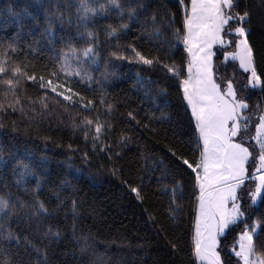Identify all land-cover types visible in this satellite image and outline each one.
Wrapping results in <instances>:
<instances>
[{"label":"trees","instance_id":"obj_1","mask_svg":"<svg viewBox=\"0 0 264 264\" xmlns=\"http://www.w3.org/2000/svg\"><path fill=\"white\" fill-rule=\"evenodd\" d=\"M87 3L94 8L105 4L109 9L91 17L87 23L95 40L81 39L77 35V31L85 30L78 23L83 14L77 11L79 0H0V48L7 50V55L18 63L26 59L35 67L37 76L53 69L52 58L61 50L67 51L69 42L78 51L90 43L96 47L99 66L90 69L93 81L76 85L74 90L86 100L98 102L103 96L113 104L110 114H104V105L96 103L95 108L101 113L100 121H110L113 127L111 133L102 137V143L110 144L113 153H120L109 162L106 154L93 152L94 127L84 128L81 120L87 117L95 121L94 111L70 107L62 98L57 103L50 90L40 89L38 83L26 82L21 97L24 111L9 109L0 113V196L14 205L0 228V249L15 252V242L10 244L5 238L11 231L21 237L22 247L27 240L46 252L48 264H198L193 254L199 194L195 174L185 167L180 175L172 173L168 178H161V169L170 159L167 148L178 149V154L184 155L190 163L199 157L191 109L183 100L179 86V79L187 75L188 56L182 43L172 49L162 38L150 40L145 34L150 31V18L155 14L157 26L165 36L173 38L171 29H181L183 36V19L191 0H117L123 12L109 5L108 0H87ZM141 3L149 5L146 12L139 7ZM24 9L38 17L39 25L24 14ZM129 9L137 10L139 20H129ZM233 11L249 13L250 22H243V26L257 74L264 80V0H238V7ZM14 13L19 14V19ZM46 13L53 17L54 48L48 44L50 37L44 34ZM58 16L71 20V24L61 25L56 19ZM122 24L129 27L120 32L117 41L108 33L110 28L120 31ZM237 25L232 22V29ZM224 39L235 41L236 36L225 34ZM117 43L121 46L118 56L122 58L111 55ZM9 45L17 51L8 50ZM127 45L148 58L160 56L164 63L180 65L183 61L184 74L170 78L158 66L137 63ZM234 46L233 42L214 48L213 72L217 83L226 85L232 81L238 99L249 106L243 112L252 118L246 139L254 133L258 117L264 113V84L251 88L247 74L237 62L223 59L224 53ZM105 72L115 75L105 78ZM140 80L146 88L140 87ZM45 91L49 95L47 110L39 103ZM2 92L0 88V99ZM25 98L36 101L35 105ZM129 111H138L139 125L127 117ZM85 133H89L87 138ZM121 136L130 138L126 146L118 143ZM246 144L256 154L254 144ZM143 158H148L149 164L163 159L164 164L145 169ZM22 165H28L31 174L26 173ZM114 168L119 169L116 174H113ZM37 179L41 181L39 189ZM64 180L71 181V187L62 186ZM177 181L180 187L175 203L181 210L171 219L172 188ZM164 186L167 192L162 191ZM252 187V180H248L239 191L244 216L219 239L218 252L223 264H238L231 252L238 233L258 218H264V193L258 203L252 205L249 197ZM131 188H139L142 199L138 200ZM37 199L44 203L49 215L31 216ZM49 228L60 233L59 239L45 236ZM261 235L264 237V233ZM253 239L255 256L264 257V240L257 241L255 236ZM2 259L4 256H0ZM32 259H36L35 254ZM24 264H28L27 256Z\"/></svg>","mask_w":264,"mask_h":264},{"label":"snow or ice","instance_id":"obj_2","mask_svg":"<svg viewBox=\"0 0 264 264\" xmlns=\"http://www.w3.org/2000/svg\"><path fill=\"white\" fill-rule=\"evenodd\" d=\"M108 4L115 6L120 12L124 11L117 0H108ZM79 5L77 11H82L83 14L79 16L78 23L82 24L85 30L83 32L77 31V35L81 39L92 38L95 40L94 33L87 29V23L91 17L105 13L109 9L105 4H100L98 8L91 7L87 0H79ZM139 7L146 12L149 5L141 3ZM237 7L238 0H191L190 13L187 9L185 10L182 24L183 36H181V29H171L173 38L165 36L161 28L157 26L155 14L150 18V31L145 33L150 40L162 38L163 43L172 49L182 43L188 56L187 75L185 78L179 79V86L183 92V100L191 109V120L194 121V142L199 157L190 163L184 155L178 154V149L167 148L166 152L170 159L168 165L161 169V178H168L172 173L180 175L185 167L195 174L199 194L196 197L198 209L195 218L193 254L200 264H223L220 252L217 251L220 244L218 238L225 235L226 230L244 216L242 205L238 202L240 200L238 192L245 185V182L248 180L255 182V189L249 193L252 204H255L257 198L264 193V115L258 117L259 122L255 124V135H250L245 141V134L249 133L252 127V118L243 115L244 110H247L249 106L244 100L238 99L232 81L229 80L226 85H222L216 82L213 75L212 58L215 55L212 51L213 45H225L234 42L237 51L234 53L225 52V61L229 57L232 60L238 59L241 68L250 73L248 83L252 87L264 84V80L257 74L253 51L247 40V30L243 26V22H250L249 13L245 11L240 14L233 11ZM128 12L129 20H139L136 9H129ZM24 14L31 16L35 24L39 25L37 16L28 12L27 9H24ZM14 15L19 19V14L14 13ZM45 18L47 27L44 29V34L50 37L48 44L53 45L54 48L53 17L46 13ZM56 19L60 21L61 25L64 23L71 24V20L65 21L63 16H58ZM148 22L147 20L144 21L145 25ZM232 22H236L239 26L232 29ZM128 27V24H122L120 31L110 28L108 34L119 41L120 32ZM232 32L239 39L226 42L224 35L232 34ZM120 47L117 43L116 51L111 53L113 57L122 58L118 56ZM127 48L134 53V59L141 65L158 66L170 78H180L184 74L183 61L180 65L175 64V62L168 64L164 63L160 56L148 58L132 45H127ZM8 50L17 51L12 45L8 46ZM52 60L53 69L48 70L46 75L37 76L35 67L30 66L26 59L24 62L18 63L7 55V50L0 48V88L3 89L2 99H0V113L9 109L13 112L18 109L23 112L24 103L21 97L25 91L26 82L38 83L40 89L50 90L51 93L55 94L54 100L57 103L61 102L62 98V101L68 102L70 107L79 106L82 110L95 112V121L84 117L81 124L88 129L94 127V132L91 133L93 152L98 150L108 156L109 162H113V156L119 157L120 153H113L110 144L102 143V137L111 133L113 127L110 121H100L101 113L95 108V104L99 103L106 106L104 114H110L114 110L113 104L109 103L103 96L98 102L86 100L79 91L74 90L76 85L93 81L90 69L99 66L96 47L90 43L88 47L78 51L69 42L68 50H61L58 56L53 57ZM103 75L107 78L109 75H115V73L105 72ZM138 83L141 88H146L142 80ZM145 95H149L147 90ZM25 99L31 105L36 103L30 98ZM48 99V92L45 91L39 100L45 110L49 107ZM126 115L130 120L136 121L137 125L140 124V121L137 120L138 111H129ZM147 127L146 124L145 128ZM88 135L89 133H85L86 138ZM129 139L127 136H121L118 143L121 147L126 146ZM251 141H255L252 147L254 150L258 147V154H254V151H250L249 147L245 146L246 143L251 144ZM84 159H88L87 153L84 154ZM143 159L145 169L148 167L155 168L157 164H164L163 159L152 164L148 163V158ZM22 166L26 173L31 174L28 165ZM118 171L119 169L114 168L113 174ZM36 183L37 189H39L41 181L37 179ZM61 184L71 187L69 180H64ZM179 187L180 183L177 181L172 188L169 208L171 219H175L176 213L181 210L180 206L175 203L176 192ZM130 191L135 193L138 200L142 199L139 188H131ZM162 191L167 192V186H164ZM180 195H183L182 191ZM57 199H60L59 195ZM72 203L73 211H75L76 202L73 200ZM13 207L14 205L8 199L0 196V228H2L3 222L8 218ZM47 215H49L48 209L42 201L37 199L34 202L31 216L38 218ZM246 229L250 230L243 231L238 237L239 250L237 251L236 247L233 246L231 251L239 258L241 264H264V257L255 256L256 243L253 239L255 236L257 241L264 240L261 235L264 233V218H258L246 225ZM45 236L59 239L60 233L58 231L53 232L49 228ZM5 238L10 244L15 242L16 250L12 252L11 250L0 249V256H4V259L0 260V264H24L25 256L28 257V264H48L46 252L31 242L25 240L22 247L21 237L14 235L11 231L7 233ZM33 254L36 257L35 260L32 259ZM253 256L255 259L252 258Z\"/></svg>","mask_w":264,"mask_h":264},{"label":"rangeland","instance_id":"obj_3","mask_svg":"<svg viewBox=\"0 0 264 264\" xmlns=\"http://www.w3.org/2000/svg\"><path fill=\"white\" fill-rule=\"evenodd\" d=\"M189 9H190V11H191V5H190V7H189ZM188 13H190L189 12V10H188ZM237 26H239V25H237ZM237 26H235V27H237ZM234 27V28H235ZM233 28V29H234ZM234 35H235V33L234 32H232ZM239 39V37H237L236 36V40H238ZM226 41V40H225ZM227 42V41H226ZM216 47V46H222V45H219V44H216V45H213V47ZM237 51V49H236V46H234V49L233 50H231V51H227V53H234V52H236ZM224 56H225V53H224ZM223 59L225 60V58L223 57ZM229 60H232L230 57H229ZM234 61H236L237 62V64H238V66H239V68L241 69V70H243V68H241V66H240V62H239V60L237 59V60H234ZM244 71V70H243ZM245 72V71H244ZM246 74H247V81H248V78H249V76H250V73L249 72H245ZM213 75H214V72H213ZM248 85H249V83H248ZM251 88H258L259 86H257V87H252L251 85H249ZM261 115H264V113L263 114H261ZM258 122H259V120H258ZM257 122V123H258ZM252 135H255V131H254V133L252 134ZM248 140V137H246V139H245V141H247ZM251 143H253V144H255V141H251ZM245 146H247V144H245ZM258 147L256 148V154H258ZM250 171H252V169H250ZM253 182V187H252V190L251 191H253L254 189H255V182L254 181H252ZM249 185V184H248ZM242 188H243V186H242ZM241 188V189H242ZM238 194H239V192H238ZM239 196V195H238ZM259 199H260V197L259 198H257V200H256V202H255V204H252V202H251V200H250V203L252 204V205H256L257 203H258V201H259ZM239 203H240V200L238 201ZM231 205L229 204V207H230ZM197 209H198V204H197ZM242 219V217L240 218V220ZM240 220H238L236 223H238ZM233 226V225H232ZM231 227V226H230ZM245 230H250V229H244L243 231H245ZM243 231H241V232H239L238 233V235H237V238H236V240H235V244H234V246L236 247V250L238 251L239 250V245H238V243H237V241H238V237H239V235L243 232ZM226 232H227V230H226ZM194 234H195V227H194ZM222 237V236H221ZM221 237H219L218 239H220ZM217 251H218V248H217ZM232 252V251H231ZM233 253V252H232ZM234 254V253H233ZM235 256V255H234ZM236 257V256H235ZM253 259H255V256H253L252 257ZM237 259H238V264H241V262L239 261V258L237 257ZM197 262H198V264H200V262H199V260H197Z\"/></svg>","mask_w":264,"mask_h":264},{"label":"crops","instance_id":"obj_4","mask_svg":"<svg viewBox=\"0 0 264 264\" xmlns=\"http://www.w3.org/2000/svg\"><path fill=\"white\" fill-rule=\"evenodd\" d=\"M190 5H191V3H190ZM189 12H190V9H189ZM214 48H215V46L212 48V51L214 50ZM212 64H213V58H212ZM194 227H195V223H194Z\"/></svg>","mask_w":264,"mask_h":264}]
</instances>
